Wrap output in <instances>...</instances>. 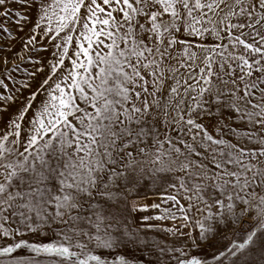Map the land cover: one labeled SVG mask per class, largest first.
Wrapping results in <instances>:
<instances>
[{"label": "snow or ice", "instance_id": "6c2138e0", "mask_svg": "<svg viewBox=\"0 0 264 264\" xmlns=\"http://www.w3.org/2000/svg\"><path fill=\"white\" fill-rule=\"evenodd\" d=\"M0 264H264V0H0Z\"/></svg>", "mask_w": 264, "mask_h": 264}]
</instances>
